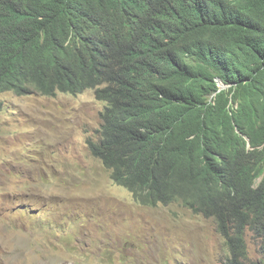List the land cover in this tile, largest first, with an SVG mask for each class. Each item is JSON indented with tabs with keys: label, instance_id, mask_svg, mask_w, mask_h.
I'll return each instance as SVG.
<instances>
[{
	"label": "trees",
	"instance_id": "16d2710c",
	"mask_svg": "<svg viewBox=\"0 0 264 264\" xmlns=\"http://www.w3.org/2000/svg\"><path fill=\"white\" fill-rule=\"evenodd\" d=\"M160 9L182 23L186 37L199 35L212 45L211 54L196 56L203 65L181 57L178 39L173 42L176 66L148 49L164 43ZM89 10L113 26L112 53L103 46H97L99 54L87 50L80 19ZM40 16L31 29L25 26ZM166 65L168 95L144 97L142 79ZM33 68L31 85L44 95L97 88V98L107 101L112 128H104L100 142L89 141L90 149L137 201L186 202L194 213L215 220L229 250L226 264H264V243L261 261L250 260L247 244L248 232L259 239L264 235V186L253 189L252 181L248 186L251 173L264 164V151L232 162L235 176L224 183L238 185L237 197L227 188L219 197L210 195L197 168L204 136L229 143L220 128L231 121L226 113L230 90L218 93L216 78L237 84L245 98L264 87V0H190L189 10L180 0H0V93H28L26 78L33 77Z\"/></svg>",
	"mask_w": 264,
	"mask_h": 264
},
{
	"label": "rangeland",
	"instance_id": "374dc122",
	"mask_svg": "<svg viewBox=\"0 0 264 264\" xmlns=\"http://www.w3.org/2000/svg\"><path fill=\"white\" fill-rule=\"evenodd\" d=\"M105 111L94 90L0 94V264H226L213 218L138 203L93 156Z\"/></svg>",
	"mask_w": 264,
	"mask_h": 264
},
{
	"label": "clouds",
	"instance_id": "9594fccd",
	"mask_svg": "<svg viewBox=\"0 0 264 264\" xmlns=\"http://www.w3.org/2000/svg\"><path fill=\"white\" fill-rule=\"evenodd\" d=\"M180 2L188 10L190 9V0H180ZM195 2L196 4H198L199 0H195ZM158 17L162 20L164 26H166L164 43L157 46L155 43L148 44V49H152L155 54H158L161 57L173 59L174 66H176L175 55H173V42L175 39H178L182 44V49L180 50L181 57L192 64L199 63L203 65V62L197 59L196 56L200 54H211L212 45L207 40L201 38L199 35L189 38L186 37L185 34H182L180 32V29L183 26L182 23L178 21L177 18L170 13V11L160 9V11L158 12ZM41 19H43L42 16L33 20H26L25 26H28L29 29H31L32 27L30 25ZM80 21L82 22L80 36L82 37L87 50L99 54V52L97 51V46H103L107 53H112L116 43L113 26L107 20L95 18L92 10H89L85 15H83ZM210 63L211 62H208L207 64ZM167 69H170V65H166L165 67H155L152 69L150 76L142 79L140 91L144 97L154 95H158L159 97H166L168 95L170 84L167 76L164 73ZM34 77L35 70L33 68V77L26 78L28 84V93L19 94L13 90L4 92H14L17 95L28 96L31 95L34 91H37L38 93L44 95L40 90L35 88V83L34 85H31L36 81V78ZM218 80L220 81L221 79L218 78ZM218 80L216 78L219 87ZM103 87L104 86H99V88ZM87 90H94L95 97L96 99H98L96 94L97 88L88 87L87 85H85V87L78 93L57 91L54 96H56L58 93L78 95L84 93ZM223 90H230L228 94V102L226 105V113L231 117V121L229 122L226 120L225 126L221 127L220 130H223L228 134L229 143H225L219 137H216L214 135L204 136L198 143V151L201 153V162L199 163V166L197 168H199L202 175L205 176L204 180L207 182L209 193L213 197H219L220 194L224 193L226 191L225 188H227L225 186L224 180H226L228 177L233 178V176H235L234 174H231L232 162L236 161L238 158L245 157L252 152L264 151V87L260 91L251 92L246 98L244 96V93L238 88L237 84L235 83L229 84L228 87H226V85L219 87L218 93ZM216 94L217 93L211 95V99L214 98ZM98 100L104 102L106 104V108H108L107 101L102 99ZM106 116L107 115L105 111L103 123L100 129L97 130V136L95 140L89 139L88 144L89 141H91L92 143L100 142L102 139L104 128H108L109 130H111L112 125L110 122H107ZM194 137L195 136L192 135L190 138L192 139ZM98 159L104 162L102 159ZM106 169L110 171V176L114 180L112 170L107 167ZM251 181L253 189H258L264 186V164L258 169L257 174L251 173L248 180V186ZM114 182L118 186L124 187L125 189L129 190L127 187L117 183L115 180ZM227 190L232 197H237L241 194V192H239L238 185L233 186L231 184L230 188H227ZM129 191L133 194L131 190ZM137 202L140 203L139 201ZM173 203H180L181 205H183V203L186 202L175 201L169 204ZM161 204L165 205L164 203H158V205ZM158 205L149 204L145 206L156 207ZM183 206L185 207V205ZM260 240H262L263 245L264 235L259 239V242Z\"/></svg>",
	"mask_w": 264,
	"mask_h": 264
}]
</instances>
